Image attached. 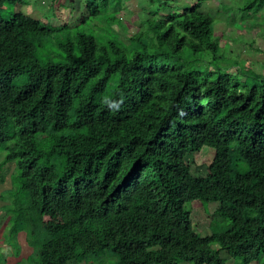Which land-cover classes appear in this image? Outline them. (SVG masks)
<instances>
[{"label":"trees","instance_id":"trees-1","mask_svg":"<svg viewBox=\"0 0 264 264\" xmlns=\"http://www.w3.org/2000/svg\"><path fill=\"white\" fill-rule=\"evenodd\" d=\"M203 1L86 0L80 22L97 23L43 55L69 24L4 17L6 4L26 0H0V182L13 166L0 194V264L20 256L21 232L32 252L14 264L264 256V73L225 55ZM128 2L147 16L123 37L115 26H128L112 14ZM238 7L242 21L264 25V0ZM204 146L214 157L194 175L187 155ZM197 199L219 202L206 235L185 208Z\"/></svg>","mask_w":264,"mask_h":264},{"label":"rangeland","instance_id":"rangeland-1","mask_svg":"<svg viewBox=\"0 0 264 264\" xmlns=\"http://www.w3.org/2000/svg\"><path fill=\"white\" fill-rule=\"evenodd\" d=\"M146 0H140L141 5ZM183 2L184 0H179ZM195 2L197 0H190ZM246 0H204L202 2L201 9L203 12H208L215 18V35L219 37L222 48L225 51V55L233 60L245 61L246 66L254 71L264 73V33L260 31L261 27L259 23L256 24L252 21H242L243 12L239 10V4L245 3ZM190 2V4H191ZM127 9H121L120 11L112 14L115 17L122 16L125 23L128 26V31L124 28L115 26L120 30L122 36H126L129 33L137 32L146 18L147 13L136 4L128 2ZM169 5V4H168ZM166 6L163 8V12H167L171 7ZM150 10H154L157 5L153 6L148 4ZM108 9H111L108 8ZM22 11L31 16L41 18L52 25L51 27H60L69 24L70 28H62L52 31L51 38L46 40L42 45L38 47V52L46 55L49 51H56L59 49V43L66 40L69 34L74 35L80 27L90 28L93 27L97 21L94 18L89 17L85 23L80 22L81 18L85 15H89L86 0H26V3L21 4H6L2 9V15L9 17L12 12ZM88 12V13H87ZM107 25V22L105 23ZM54 28V27H53ZM257 31H259L257 33ZM259 48L260 51L256 49ZM60 50V49H59ZM234 71L230 69V71ZM244 80L243 76H241ZM215 149L209 146H204L200 151H196L187 155V160L191 165V172L194 175H206L208 172V163L213 159ZM13 166L5 167L4 176L5 181L0 182V194L5 189L11 187L12 180L11 174ZM3 201L0 199V248L7 246L4 243V235L6 234L7 219L2 218L1 206ZM218 201L205 202L202 200H193L185 203V208L191 212V220L193 226L198 228V231L202 235L210 233V222L213 218H216L215 209L218 207ZM228 223V222H227ZM21 244L20 256L11 255L8 256L7 264H14L21 258L28 256L32 249L26 242L25 233L21 232L18 236ZM218 247L217 244L213 245ZM105 254H101V258L97 259L93 263L95 264H111L114 259L106 258L104 262H100ZM223 256H227L226 252L222 253ZM232 264L234 260L227 261ZM241 263L240 261L238 262ZM264 256L259 260L254 261L252 264H263ZM69 264H81L76 261H70ZM179 264H194L191 261H181Z\"/></svg>","mask_w":264,"mask_h":264},{"label":"crops","instance_id":"crops-1","mask_svg":"<svg viewBox=\"0 0 264 264\" xmlns=\"http://www.w3.org/2000/svg\"><path fill=\"white\" fill-rule=\"evenodd\" d=\"M165 1H169V0H165ZM173 1V3H177V2H175V1H177V0H172Z\"/></svg>","mask_w":264,"mask_h":264},{"label":"clouds","instance_id":"clouds-1","mask_svg":"<svg viewBox=\"0 0 264 264\" xmlns=\"http://www.w3.org/2000/svg\"><path fill=\"white\" fill-rule=\"evenodd\" d=\"M253 263V262H252Z\"/></svg>","mask_w":264,"mask_h":264}]
</instances>
